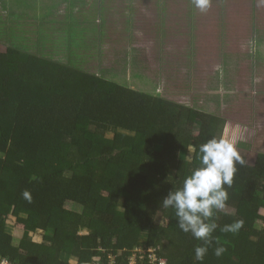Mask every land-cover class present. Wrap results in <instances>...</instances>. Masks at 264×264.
Listing matches in <instances>:
<instances>
[{
  "label": "trees",
  "instance_id": "trees-1",
  "mask_svg": "<svg viewBox=\"0 0 264 264\" xmlns=\"http://www.w3.org/2000/svg\"><path fill=\"white\" fill-rule=\"evenodd\" d=\"M70 1L62 15L46 12L47 19L36 20L28 16L38 0H0V259L92 264L99 248L126 256L134 247H156L167 264L264 263V228L253 229L257 219L264 223L262 148L248 160L237 141L244 164H236L225 208L215 211V239L203 261H196L194 249L203 242L179 229L175 211L163 208L162 200L199 166L200 144L224 134V106L213 99L218 115H199L193 107L124 85L119 74L99 76L88 67L102 54L97 7L92 4L90 15L92 0ZM45 23L58 38L49 40V48ZM28 44L43 51H28ZM25 190L31 202L23 198ZM237 221L243 222L237 231H221ZM9 224L25 229L11 233ZM24 232L27 238L14 245ZM39 233L42 242H34ZM219 246L225 251L216 256Z\"/></svg>",
  "mask_w": 264,
  "mask_h": 264
},
{
  "label": "crops",
  "instance_id": "crops-1",
  "mask_svg": "<svg viewBox=\"0 0 264 264\" xmlns=\"http://www.w3.org/2000/svg\"><path fill=\"white\" fill-rule=\"evenodd\" d=\"M81 1L84 0H74L78 5H81ZM44 2L51 4V0H45ZM64 2L67 6L64 3L65 6L63 7L67 8L71 1L64 0ZM92 2L97 7L96 10H98V17L95 19V23L99 25L98 31L104 34L101 39L103 44L104 42H110L109 36L114 33H118L119 35L117 36H119V39L125 42L137 40V30L134 27L136 23L133 19L134 15H138L139 18L140 16H145L147 20L142 19L141 22L148 23L151 26L152 24L154 25V37L158 44L151 46L154 52L153 58H151L152 60H149L143 66H137V70L128 72V76L136 82V85L141 84L147 86L142 90H135L150 91L158 96L175 101V95L183 93H173L171 95L168 91L169 84L172 87L175 83L173 78L178 76L183 83L187 84V86H184V89H193V92L189 94L185 92L187 96L184 97L188 98L185 102H175L193 107L199 115L206 116L218 115V105L216 104L214 106L211 102L213 99H218L221 105L224 106V109L222 108L224 114L220 116V122H223L222 129L224 134H227V136L232 134L233 137L237 138L236 133H242L244 137L245 132H251L253 129L254 131L258 130V134L260 132L259 135H264V18L260 21L257 18L255 19L253 14H251L250 18L253 19L249 18V21L245 23L244 32L240 35L230 29V27L240 24L235 21L237 19L228 21V19L219 17L224 10H228V5L226 7L221 6L219 3H211V7L207 11L208 13H206L209 17H204L205 15H203V18L199 19L200 12L194 9L190 2H188V6L182 5L183 7L179 5L177 0H92L91 4ZM215 5L216 7L220 6L214 10L220 12L218 14L216 13V16L210 12ZM117 7L119 8V12L113 13ZM173 8L175 11H178V14L172 11ZM82 11L85 12L86 9L84 8ZM62 12L63 10L60 9L58 14L62 15ZM153 13L154 16H151L153 22H151L148 14ZM176 14L181 16V18L183 17V21L187 24H194V36L190 32L192 34V40L190 42L191 49L183 51L182 53L174 51L172 54L164 55L169 49L170 51L174 50L171 38L175 37L176 34L182 33L177 31L173 34L169 31V26L172 22L171 18ZM115 17H118V19L122 18L124 20L123 24L114 26L115 23L112 22V19ZM54 18L57 21L62 19V17ZM200 20L202 21L200 22ZM208 20L216 21L213 24L215 27L214 31L207 29ZM54 26L58 27L59 25L55 24ZM143 34L145 37H151L152 41V28L144 31ZM207 36L215 39L214 51L216 52L213 60L208 59V51L213 50L210 48ZM103 50V47H101L102 54L100 61L98 60L95 63V59L90 60L88 67L106 79L113 74H119L120 76L123 71L119 70L118 72V68L109 66L110 61L106 60L103 56ZM170 57H172L173 63H166L165 60ZM146 68L149 69L146 70ZM133 74L143 75L142 79L136 80L132 78ZM119 79L124 85H127L124 77ZM161 90L163 93H160ZM251 91L253 92L251 93ZM230 105L238 109V113L241 115L240 117L245 118L246 116L245 125H243V121L228 118L232 113ZM253 136L255 135L253 134ZM256 137H254V140H256ZM251 148H257L259 150L262 148L261 151H264V141L261 145L253 143ZM37 236L41 237L42 234L39 233Z\"/></svg>",
  "mask_w": 264,
  "mask_h": 264
},
{
  "label": "rangeland",
  "instance_id": "rangeland-1",
  "mask_svg": "<svg viewBox=\"0 0 264 264\" xmlns=\"http://www.w3.org/2000/svg\"><path fill=\"white\" fill-rule=\"evenodd\" d=\"M44 1L45 0H38L37 3H39L38 4L39 7H37V9L35 10V13L31 12L28 17L32 16V17H35L36 20H39V19L45 20L47 18L45 16L43 17L42 15H44L46 12L48 13L49 16L53 15L54 13H58L59 10L62 9L63 6H65V4H66L64 2V0H51V4L44 5L47 9L42 10L41 5ZM148 1H150V0H148ZM177 1H178L180 6H182V5L188 6V2H189L188 0H177ZM248 1H250V4ZM257 1L258 0H240V2H242V3L241 4L236 3V5H234V6L228 3V6H229L228 10H224L219 17L223 18V19L224 18L228 19V21H234L235 19H237L235 21L239 22L240 24L235 25L233 27H230V29H232L234 32H237V34L239 33L241 35L242 32H244L243 30L245 29V26H246L245 23H247L249 21L251 14H253V17L255 19L257 18L260 21L264 18V5H263L264 3H262L260 1L257 4L256 3ZM72 3H74V0H72ZM93 3L94 2H92V4ZM92 4L90 3V5L87 6V8L90 7V15H92V13H93L92 10H94V6H92ZM66 6H67V4H66ZM219 7L220 6L216 7V5L213 6V8L210 10V12L214 13V15L216 16V13L218 14L220 12L214 11V10L218 9ZM172 11H174V13L178 12V11H175L174 8ZM206 13H208V12H206ZM206 13L205 14L200 13L199 19H202L203 15H205L204 17H209V16H207ZM177 14L171 18L172 22L170 23L169 31H171L173 34L176 33L177 31L182 32V33L176 34L175 37L171 38L174 50L170 51V49H169L167 52L164 53V55L169 54V53L172 54V53H174V51H176L178 53H182L183 51L191 49V43L190 42L192 40V34H193V36L195 34V28L193 27L194 24H192V25L187 24L186 22L183 21V17L181 18V16H178ZM90 15H88V16H90ZM151 16H154V13L148 14V17H150V19H151ZM133 19L135 20V23H136V26H134V27H135V30H137V35H136L137 40H131L130 42H125L124 40L119 39V36H117V35H119L118 33H114L111 36H109L110 42H104V44H103V49H104L103 50V56L105 57L106 60L110 61L109 66H111L113 68H118V72H119V70L123 71V73H121L119 78L124 77V80L127 81V85L130 84L129 86L131 88L142 90V89H144V87H147V86H144L141 84L136 85V82L134 80L130 79V76H128V72H133L134 70L138 69L137 66H143L144 64L148 63L149 60L151 61L152 60L151 58H153V55H154L153 54L154 52H153V49H151L152 48L151 46H153V45L156 46L158 44V42H157L156 38L154 37L155 36V30L153 28L154 25L152 24V26H151L148 23L145 24V23L141 22L142 19L145 21L147 20V18L145 16L144 17L140 16V18H139L138 15L137 16L134 15ZM240 19H241V21H239ZM250 19H253V18H250ZM112 20H113L112 22L115 23L114 26L121 25L124 22V20H122V18L118 19V17H115ZM201 21L202 20H200V22ZM151 22H153L152 19H151ZM215 22H216L215 20H208L207 21V29L209 31L215 30V27L213 25V24H215ZM150 28H152V30H153L152 41H151V37H145L143 34L144 31H146V30L148 31ZM27 29L28 28L26 27V30ZM43 29L45 30L43 38L47 41V43H45L46 48H47V46L49 48L50 47L49 45H51V44H48L49 40H51V42H52V41L58 40V38L51 31V24L45 23L43 25ZM21 31H23V30L21 29ZM214 40H215L214 38L208 37L210 48L213 50V51H210V50L208 51V55H209L208 59H212V60L214 59L213 57H214V54L216 52V51H214V47H215V41ZM69 45L70 44H67V46H65L64 50H66V48ZM27 49H28V51H31L33 53H37V52L40 53L43 51L41 49H36L34 45L27 46ZM114 60H116L117 62L115 63ZM165 61H166V63H173L172 57L167 58ZM127 68H128V70H126ZM148 69L149 68H146V70H148ZM135 79L139 80L137 77ZM173 81L175 83L172 85V87H170V84H169L168 93H170L171 95H173V93H175V94L183 93L180 95H175L174 100L178 101V102H185L188 99V98L184 97V96H187V94L185 92H188V94H189L190 92H193V89H190V90L184 89V86H187V84L183 83L178 78V76H175L173 78ZM141 86H143V87H141ZM252 92L253 91H251V93ZM160 93H163L162 90L160 91ZM230 107H231V105H230ZM231 111H232V113L228 118H230V119L233 118V120L238 119V121H243V125H245L246 116H245V118L240 117L241 115L238 113L237 108L231 107ZM222 127H223V122H220L219 134H221ZM236 134H237L236 139L239 140V136H240V140L245 145V149H246V151H244L246 153L245 156H247L248 160H253L254 154L251 152H253L255 150L258 151L259 149L251 148V146L253 143L256 145H261L264 141V135H259L260 132L258 134V130L254 131L253 129L251 130V132H245V135L249 136L248 137L249 139L245 135L243 137L242 133L241 134L236 133ZM253 134L255 136H257L256 140H254L255 136H253ZM229 137H233L232 134ZM246 145H249V146H246ZM67 175H69V174L67 173ZM66 208L69 210H75V209L79 210L76 206H74L72 204H66ZM260 216H264L263 209L261 210ZM13 221H14V219H13ZM8 227H9V230L11 231V233H18V232L25 229L23 224H12V225L9 224ZM262 228H264L263 221L257 219L254 222L253 229L256 230L257 232H259ZM251 230L252 229H250V231ZM255 234L254 235L251 234L250 238L257 236ZM20 235H22V236H20ZM20 235H19L20 236L19 238H16V240H14V245H18L20 243V239L23 237V235H25V238H27V234L25 232L23 234H20ZM144 238H146V236ZM42 239H43L42 236L40 237V236L36 235L33 240H34V242L41 243ZM254 264H261V262L254 263ZM262 264H264V263H262Z\"/></svg>",
  "mask_w": 264,
  "mask_h": 264
},
{
  "label": "clouds",
  "instance_id": "clouds-1",
  "mask_svg": "<svg viewBox=\"0 0 264 264\" xmlns=\"http://www.w3.org/2000/svg\"><path fill=\"white\" fill-rule=\"evenodd\" d=\"M261 2L264 3V0ZM190 3L200 13H206L211 7L212 0H190ZM225 127L227 130V125ZM236 144L237 139L227 134L220 138L213 137L200 144L197 155L199 166L193 168L184 178L182 187L170 191L162 200L163 208L175 211L179 229L184 233H191L193 238L203 242L194 249L196 261H203L208 246L215 239L212 236L218 227L213 219L215 211L225 208L229 196L228 188L232 186L237 171L236 164H244ZM22 196L31 202L29 191L25 190ZM242 223L237 221L225 225L221 231L235 232ZM224 251V247L219 246L215 248V255L220 256ZM2 264H7V261Z\"/></svg>",
  "mask_w": 264,
  "mask_h": 264
},
{
  "label": "built area",
  "instance_id": "built-area-1",
  "mask_svg": "<svg viewBox=\"0 0 264 264\" xmlns=\"http://www.w3.org/2000/svg\"><path fill=\"white\" fill-rule=\"evenodd\" d=\"M156 251V247H134V249L130 251V254L125 256L121 251L114 255L112 253L107 254L105 249L99 248L97 250V255L92 259V264H102L103 257H106L107 264H162V262L167 264L164 259L157 257ZM4 261H7V264H14L8 259H0V264Z\"/></svg>",
  "mask_w": 264,
  "mask_h": 264
}]
</instances>
